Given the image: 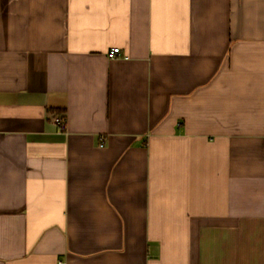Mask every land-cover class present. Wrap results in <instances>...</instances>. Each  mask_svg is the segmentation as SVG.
I'll return each mask as SVG.
<instances>
[{"label": "crops", "instance_id": "0c3cea01", "mask_svg": "<svg viewBox=\"0 0 264 264\" xmlns=\"http://www.w3.org/2000/svg\"><path fill=\"white\" fill-rule=\"evenodd\" d=\"M0 264H264V0H0Z\"/></svg>", "mask_w": 264, "mask_h": 264}, {"label": "built area", "instance_id": "2783aa9c", "mask_svg": "<svg viewBox=\"0 0 264 264\" xmlns=\"http://www.w3.org/2000/svg\"><path fill=\"white\" fill-rule=\"evenodd\" d=\"M121 52L120 48H114L110 51L109 55L110 57L114 58L116 57L119 53ZM56 123L59 124L63 129L66 127V121L61 119V118H57Z\"/></svg>", "mask_w": 264, "mask_h": 264}]
</instances>
